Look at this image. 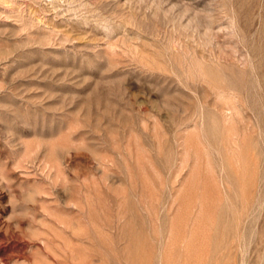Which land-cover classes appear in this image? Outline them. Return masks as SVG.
<instances>
[{
    "label": "rangeland",
    "instance_id": "1",
    "mask_svg": "<svg viewBox=\"0 0 264 264\" xmlns=\"http://www.w3.org/2000/svg\"><path fill=\"white\" fill-rule=\"evenodd\" d=\"M0 264H264V0H0Z\"/></svg>",
    "mask_w": 264,
    "mask_h": 264
},
{
    "label": "bare ground",
    "instance_id": "2",
    "mask_svg": "<svg viewBox=\"0 0 264 264\" xmlns=\"http://www.w3.org/2000/svg\"><path fill=\"white\" fill-rule=\"evenodd\" d=\"M24 151V150H23ZM33 152V151H32ZM23 154V153H22ZM58 162V161H57ZM57 166V165H56ZM56 168H58V167H56ZM58 170V169H57ZM57 170H56V172H57Z\"/></svg>",
    "mask_w": 264,
    "mask_h": 264
}]
</instances>
